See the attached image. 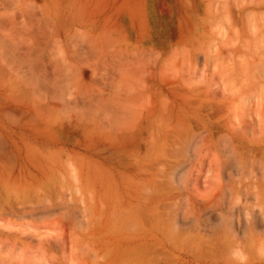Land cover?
<instances>
[{
	"label": "rangeland",
	"instance_id": "rangeland-1",
	"mask_svg": "<svg viewBox=\"0 0 264 264\" xmlns=\"http://www.w3.org/2000/svg\"><path fill=\"white\" fill-rule=\"evenodd\" d=\"M263 2L0 0V168L13 170L11 168L20 166L23 160L33 172L39 164L44 171L50 168L55 171L52 174L56 177V184L48 188L52 191L46 190L51 193L48 194L50 197L46 198V191L39 196L41 205L49 207L54 204L53 209L39 215L43 219L39 216L38 219L25 218L17 225H28L32 230L58 240L44 254L38 249L32 250L34 246V249L39 247L35 242L34 246L31 242L30 245L12 247L0 240V252L3 249L6 253L2 255L13 257L16 262L12 264L90 262V256L98 251L102 242L97 241L101 239L95 237L96 232L112 219L110 189L113 190L114 183H119L116 177L124 171L123 163L130 165L133 163L131 156H143L145 150L138 145L156 129V121L160 123L163 116L166 119L182 112L191 115L197 110L195 105L199 102L195 104L193 101L196 96L186 93L188 86L192 85L201 87V91L211 86L209 92L212 90L213 96L228 107V110L222 109L218 113L215 108H202L203 118H207L205 120L210 124L214 121L223 127L224 123L229 127L232 122L234 127L230 128L241 134L245 125L244 136L239 135L244 144L250 142L253 150L250 157L239 140L228 145L220 137L230 128L222 127L216 131L220 124L212 130L211 138L207 134L201 136L203 142L195 145V160L187 165L186 170L193 166L184 175L183 190L179 191L188 205L177 211L192 220L184 227L183 239H193L197 233L203 232L201 229H204L201 234H208L210 224L212 229L215 227L217 240L229 243L234 235L229 231L228 218L231 211L234 212L242 203L246 204L244 210L249 211L248 214L264 216V44L258 40L259 34L264 33V28H261L264 24ZM254 28L260 29L258 33ZM255 37L261 43L259 47L257 42L254 43ZM250 66L263 70L256 71ZM190 82L194 84L189 85ZM203 95L199 98L205 100L211 96ZM183 97L193 99V104L183 106ZM164 106L165 109L161 110ZM118 117L117 121L114 120ZM139 130L141 137L134 136ZM220 140L229 147L225 149L232 150L233 158L235 155L234 159L238 158L235 161L237 170L231 173L229 180L223 176V181L220 179L222 185L228 186L226 204L200 217L196 212L199 207L192 203L194 198L214 192V178L218 177L215 159L218 151L224 149ZM215 145L219 148L216 149ZM245 156L251 159L244 161L243 168L241 163ZM127 171L129 169L125 172L131 174ZM239 181L240 185L250 181L254 187L249 189L247 199L240 193L236 194ZM58 201L64 202L66 209L58 208L57 204L62 203ZM168 202L180 201L173 199ZM73 208L79 216L69 220L64 214ZM183 211L185 215H182ZM216 216L218 220L214 222ZM206 218L209 223H206ZM39 219L41 222L37 221ZM260 230H245L244 235L239 236L240 254H232L231 248L227 247L230 251L227 249L225 254H213L212 257L205 254L197 260L187 257L186 250L175 249L176 252L161 256L157 264H264V229ZM241 237L247 240L241 241ZM25 247L32 251H26Z\"/></svg>",
	"mask_w": 264,
	"mask_h": 264
},
{
	"label": "bare ground",
	"instance_id": "bare-ground-1",
	"mask_svg": "<svg viewBox=\"0 0 264 264\" xmlns=\"http://www.w3.org/2000/svg\"><path fill=\"white\" fill-rule=\"evenodd\" d=\"M258 2H257V4H258ZM255 3H253V4H255ZM219 12H221V11H219ZM227 14H226V16H229ZM224 16L225 15H223V17ZM245 18H247V16ZM249 18H250V16H249ZM247 20H248V18H247ZM247 20H245V21H247ZM258 22H260V21H258ZM261 22H263V20ZM229 23H231V25H232V22H229ZM231 25H230V27H231ZM261 28H264V24L263 25L261 24ZM234 29H233V31H234ZM252 29H250V31H252ZM254 30L256 33H258V30H260V29L256 30L254 28ZM230 33H231V31H230ZM256 33H251V34H254L256 36L257 35ZM254 35H251V36L254 37ZM259 35L261 37L260 38L258 37V40L261 39L262 40L261 43L264 44V33H262V34L260 33ZM191 38H192V36H191ZM255 39H256V37H255ZM236 40H238V39H236ZM252 40L254 42V39H252ZM256 40L254 43L257 42L256 45H258V47H259V45L261 43H259V41L258 40L256 41ZM200 46H202V45H200ZM244 46H242V48H244ZM249 48H251V47H249ZM253 48H257V47H253ZM260 50H261V48H260ZM230 53H231V51H230ZM259 55H260V53H259ZM262 55H263V53H262ZM258 59H259V56H258ZM252 60L254 61L256 59H252ZM255 65H251V66H255ZM245 66H246V63H245ZM251 68H253V67H251ZM253 69H252V71H250L251 74L254 71ZM255 69H257V68H255ZM258 69H260V68H258ZM258 69L256 71H259ZM244 70H246V69H244ZM246 73H248L247 70H246ZM244 74H245V72H244ZM249 74H247V75H249ZM139 83L141 84V82H139ZM192 84H194V82L189 84V85H192ZM181 85H183V84H181ZM206 86H210V85L206 84ZM188 87L189 88H188V90H186V93H190V94H193L194 96H196L194 100L193 99H191V100H193L194 103L195 102L197 103V101L199 102L197 104L195 103L196 104L195 108L197 110L194 111L191 115H189L188 113L182 112V109H181L182 113L180 115H175L173 117H168L166 119H165V116H163V120H161L160 123H158L157 121L155 122V128L156 129H154L152 131V133L147 134V137L144 139L142 144L139 143L138 147L141 146L145 150L143 156L139 157L138 154H136V156L128 155V157L131 156L130 158L133 159V163L130 165L123 163L124 171H122L116 177V179H118L119 183H114L113 190L115 192H113V190H111L112 188L110 189V205H111L110 218H112V219H110V222H106V225H102L100 227V230H98L100 232L98 233V231H97L96 235H95L96 238L101 239V240H97L98 242L102 241L104 243L101 242V245L99 244L100 247H99L98 251L95 253H92V255L90 256V258L92 257V260L88 263L85 262L84 264H89V263H91V264H157L159 262V259L161 258V256H164L168 252L174 253V252H176L175 249L180 250V251L186 250L187 252L186 251L185 252H186L187 257H189V258L192 257V258L197 259V260H198V258H200L199 256L203 255V257H204L205 254H209L208 257H210V254H211V257L213 254H218V253L220 254L223 252H224L223 254H225V251L228 248H231V251H232L231 253L235 254L236 252H239V250H238V248H239L238 240L239 239L238 238H239V236L244 235L245 230L249 231V230L253 229L254 232H257L260 230V228H261V230L264 229V227L262 228V221L264 220V216L262 214L260 215L258 213L255 215L248 214L249 211L247 212L246 210H244L246 204L244 205V203H242L241 205H239L238 208H236V210L234 209V212L231 211V215L228 218L229 219L228 228H230L229 231L234 235L232 237V234L229 232V235L231 234V237H232V238L230 237L231 239L229 240L230 241L229 243H226V242L220 243L219 241L221 239L217 240V237L215 236V234H216L215 233L216 230H214L215 227H214V229H212V226L210 224H209V227L207 226L209 228L208 234H206V235L201 234V232H202L201 231V232L197 233L195 235L196 237L194 236L193 239H190V240H187V238L183 239V237H184L183 233H185L184 227L189 222H191L192 220L190 219V217L188 218V216L185 215L184 211H183L184 214L182 213V215H185V216H181V214L177 211V210H181L180 208H182V207L186 208V206L188 205L187 203H185L183 201V199L181 197L182 194H180L181 192H179V191L183 190L182 186L184 185V182H182V180H183L184 175L187 174V171L188 172L190 171L188 169L193 166V165L190 166L186 170L187 165H189L192 161L195 160V153L197 152L195 150V148H196L195 145L198 146V144L203 142L201 136L203 134H207L208 137L211 138V136L213 134L212 130L214 128H216V124L217 125L220 124V123H215L214 121L213 122L210 121L212 123V124H210L207 120H205L207 118H205V119L203 118L202 113H201V111H203L202 108H207V109L209 108V110L215 108L216 112L217 111L220 112V110H222V109L228 110V107H226V105L224 104V102L222 100H219L218 98L213 96L215 94L211 92L212 90L209 92V89L212 88L211 86H210V88L206 87L207 90H204L205 92L201 91V87H197L196 85L195 86L192 85V87L191 86H188ZM196 87L198 89H196ZM182 90H183V88H182ZM198 91H199V93H198ZM200 95L201 96L203 95L206 97L208 95H211V96L205 100L201 98L202 99L201 100L199 98ZM185 98L186 99H184V97H183V100L181 99L183 102L182 103L183 106L186 107V105L190 106L193 104V101L191 103L190 98H188V97H185ZM187 99L190 101H188ZM113 103H114V101H113ZM115 104L117 105L116 101H115ZM173 108H172V111H173ZM229 108H230V106H229ZM163 109H165V106L163 108H161V110H163ZM170 109H171V107H170ZM230 110H232V109H230ZM183 111H185V110L183 109ZM127 113H128V111H127ZM125 114H126V112H125ZM219 115H221V113ZM238 115H240V114H238ZM222 116L223 115H221V117ZM115 117H113V118H115ZM118 119H119V117L117 119H114V120L117 121ZM215 119H217V118H215ZM121 123H124V122H121ZM213 123H215V125ZM118 124H120V121L118 122ZM118 124H114V126L118 125ZM242 124H243V122H242ZM228 125H229V127L227 125H225V123H224V127H223V125L220 124L219 126H217L218 129H215V130L216 131L220 130V129L222 130V127L224 129H225V127H226V129H229L230 126H232L233 124L231 122V125L230 124H228ZM117 127H119V126H116V128ZM232 127H234V125ZM232 127L230 128L228 133L224 134L220 138L223 141H225L226 143H228V145L232 144L234 142L233 140H239V142H241V145H243L244 149H246V151L248 152V155H249V153L253 150V149H251V148H253V147H251L252 145L250 144V142H245L246 144H244V142L241 140L242 136H244L243 133L246 132V131L244 132V130H246V129H244L242 127V130H243V132H242V130L239 127L242 134L240 132H237L238 133L237 134L234 130H232L235 128H232ZM216 131H214V132H216ZM263 132H264V129H263ZM239 134H241L242 136ZM137 135L141 137V135H142L141 130H139L136 134H134V136H137ZM249 135H251V134H249ZM248 137H250V136H248ZM220 138L217 137V139H220ZM253 138H251V139H253ZM251 139H250V141H251ZM224 144L225 143H223V145ZM212 145H213V143H212ZM218 145H215V147H217L216 149L219 148ZM138 147L136 148L137 151H138ZM221 147H224V149H220L218 151L219 152L218 155L217 156L215 155L217 157L215 159L216 160L215 164L217 166L218 177L216 179L214 178L215 181L213 180L215 182L214 185H216L215 187L213 186L214 190L212 189L214 192H211L210 195H208V196L206 195L205 197L201 196V197L194 198V201L192 203L193 205H197L199 207L198 211H196V210L195 211L198 212L200 217L205 216L207 213L209 214V212H213L216 207H222L226 204V198H227L226 192L228 191L226 188L228 186L225 187L224 185H222L221 184L222 182L220 181V179L222 180L221 177L223 176L225 180L226 179L229 180L231 173H233L234 170H237V165H236L237 163H235V161L238 158L234 159V158H236V155L233 158L234 154H233L232 150L225 149V148H229L228 146L225 147V145H224ZM200 149H201V147H200ZM229 152H231V155L229 154ZM239 154H243V153H239ZM196 157H197V154H196ZM239 157H241V156H239ZM250 157H248V158H250ZM248 158L246 157L243 160V163H241V166L243 168H244V166H243L244 161L246 162V160L249 161L251 159V158L250 159H248ZM254 158H255V156H254ZM198 160H200V159H198ZM200 163H202V162H200ZM37 164H39V163H37ZM9 166H11V165H9ZM34 167H35V165H34ZM36 167H37L36 169L34 168L35 172H33V169L31 168V166L27 162H23V160H22V163L20 166L15 167V168H11L13 170H5L4 167H2L4 169L0 168V219L4 220V222L0 220V240H2L1 241L2 243H7L12 247H16L17 245H20V247H21L22 245H30L31 242H32V244L35 242V245L37 244V246H39V247L34 249L35 246L33 244L34 248H33V246H30L33 248L32 250L38 249L42 254H44L43 252L47 253L48 251H50L52 249V245L54 246L55 242H57L58 240H56L54 236H53L54 238H52L51 235L40 234L36 230L30 229L28 227V225H20V224L17 225L18 221H21L25 218L35 217V219H38L37 216L42 215L46 212H49L48 209H53V207L55 206L54 204H51L49 207H44L43 205H41V201L39 199V196L41 195L42 192L48 190V188H51L50 185L56 184V182L54 181V180H56L55 179L56 177L55 176L53 177V174L55 171H52L50 167L49 168L51 171L49 169H46L47 167L45 168L46 170L44 171V170H42L43 168H42V166H40V164H39V167L38 166H36ZM242 167H241V170L244 173V170ZM127 169L130 170L127 172H131V174H127L125 172ZM47 171H49V172H47ZM74 176H73V178L77 177V176H75V177ZM113 179L115 180V178H113ZM60 181H62V180L60 179ZM86 181H88V180H86ZM243 182L245 183V181H243ZM249 182L245 183V185H240V181H239L238 184L240 186L237 185V187L239 186V189H238V192H236V194L240 193L244 197L249 195V189H252V188L254 189L253 185L250 184ZM177 185H179V186H177ZM180 185H181L182 189L179 188ZM242 188H243V190H242ZM48 191L50 192L52 190L49 189ZM48 191H46L47 192L46 198L47 197L49 198L51 195V193H48ZM175 192H176V194H175ZM48 194H50V195L48 196ZM54 197H55V195H54ZM88 199H90V198H88ZM173 199H178L180 202L179 203L174 202L175 204L173 202L172 203L168 202V201L173 200ZM246 199H247V197H246ZM246 199H244V200H246ZM58 202H62V201H58ZM244 202H246V201H244ZM57 205L59 206L58 208H60V209L61 208L66 209L65 208L66 205L64 202L59 203ZM175 208H176V210H175ZM172 209H173V211H172ZM48 215H50V214H48ZM48 215H45V217H47ZM64 215L67 216L66 218L69 220L77 219V217L79 216V215L77 216V213H76L74 208L69 209L68 212ZM39 217L41 219H43V216L42 217L39 216ZM47 219H48V217H47ZM11 220H14V221H11ZM205 220L207 221L206 223L210 222V220L207 218ZM217 220H218V218L216 216V218L214 219V222ZM37 221H40V219ZM19 223H21V222H19ZM40 224H42V223H40ZM53 226L55 227V224ZM95 226H97V225H95ZM97 228H99V227H97ZM193 228H195V227H193ZM201 230H203L202 233H204V229H201ZM97 234H98V237H97ZM245 239L246 238L242 239V237H241V241L245 240ZM54 240H56V241H54ZM235 243L237 245H234ZM229 245L230 246L234 245V247H232V246L230 247ZM12 247H11V249H12ZM91 248H90V250H91ZM240 248H241V245H240ZM21 250H23V249H21ZM25 250L26 251H28V250L32 251L31 249L27 250V248ZM41 250H47V251H41ZM1 251H3V252H0V264H12V262H14V263L16 262V260L13 257H10L8 255L7 256L4 255L6 253L4 252L3 249ZM5 251H6V249H5ZM229 251H230V249H228V252ZM2 253H4V254L2 255ZM16 253H19V252H16ZM239 254H240V252H239ZM3 256L4 257L6 256L7 258L5 257L6 259H3L2 258ZM20 256H21V254H20ZM23 257H25V256H23ZM28 258L30 259V257H28ZM43 258L45 259L46 257L43 256ZM10 259L12 261H10ZM33 259H36V257L32 258V260ZM38 260H36V263ZM45 260H47V258ZM166 260H168V259H166ZM16 264H18V262ZM32 264H34V263H32Z\"/></svg>",
	"mask_w": 264,
	"mask_h": 264
}]
</instances>
